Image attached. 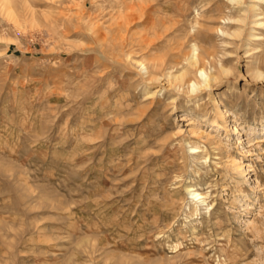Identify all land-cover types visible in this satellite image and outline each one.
Listing matches in <instances>:
<instances>
[{
    "label": "rangeland",
    "instance_id": "obj_1",
    "mask_svg": "<svg viewBox=\"0 0 264 264\" xmlns=\"http://www.w3.org/2000/svg\"><path fill=\"white\" fill-rule=\"evenodd\" d=\"M241 3L0 0V264H264V2Z\"/></svg>",
    "mask_w": 264,
    "mask_h": 264
},
{
    "label": "bare ground",
    "instance_id": "obj_2",
    "mask_svg": "<svg viewBox=\"0 0 264 264\" xmlns=\"http://www.w3.org/2000/svg\"><path fill=\"white\" fill-rule=\"evenodd\" d=\"M230 2L232 3H235V4H242V0H229ZM244 1V0H243ZM264 2V0H255V2ZM142 7V6H141ZM148 8L143 6L141 9L146 12V9ZM261 7L257 6V5H253L252 6V11H253V21H252V24H253V29H257V30H260L259 28H264V14L263 12H261ZM132 9V8H131ZM140 9V10H141ZM128 20V19H127ZM239 20V19H238ZM242 20V19H241ZM243 22V21H242ZM254 30H252L253 32ZM251 32V33H252ZM226 34V33H225ZM224 35V34H223ZM253 39V41H259L260 40V36H257L256 33L255 34H251L250 35ZM262 37V36H261ZM125 39V38H123ZM263 39V38H262ZM202 56V55H201ZM189 64L191 67H193L194 69L196 68L197 71L200 72V75L201 77L203 78V82H193L191 85L192 87V90L193 91H197L199 90L200 88L202 87H206L209 85L210 81L213 80L207 73L204 69H201L200 66H199V62H200V55H199V50H198V46H194L193 47V55L191 56V58H189ZM141 66H143V68H146L145 65L142 63ZM195 69V70H196ZM224 73H226V71L224 70ZM186 76H187V71H185L184 73H182L180 76H177L175 78V81L176 82H183L186 80ZM214 76V75H213ZM262 77V74L261 73H256V76L255 78L259 79ZM210 86V85H209ZM236 131H237V128L233 127ZM192 151L194 153H199V150L198 148H192ZM187 193L197 202H200L202 204H206V200H207V196L204 195V193L198 191L197 189H195V187L193 186H188L187 187Z\"/></svg>",
    "mask_w": 264,
    "mask_h": 264
}]
</instances>
